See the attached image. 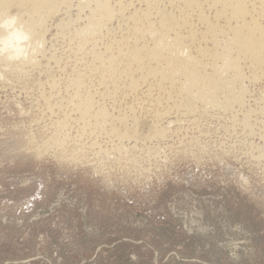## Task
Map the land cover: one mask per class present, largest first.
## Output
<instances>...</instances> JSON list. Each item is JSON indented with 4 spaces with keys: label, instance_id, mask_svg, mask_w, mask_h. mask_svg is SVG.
Instances as JSON below:
<instances>
[{
    "label": "rangeland",
    "instance_id": "rangeland-1",
    "mask_svg": "<svg viewBox=\"0 0 264 264\" xmlns=\"http://www.w3.org/2000/svg\"><path fill=\"white\" fill-rule=\"evenodd\" d=\"M52 21L34 56L40 66L0 67V264H264L263 80L250 81L242 59L241 104L157 119L145 87L128 97L97 74L81 76V90L88 85L108 114L124 112L143 134L164 126L166 134L135 149L106 137V124L80 135L69 101L88 57L70 50ZM49 53L67 65L46 60ZM248 109L250 123H238ZM63 115L71 116L66 136L55 124Z\"/></svg>",
    "mask_w": 264,
    "mask_h": 264
},
{
    "label": "bare ground",
    "instance_id": "bare-ground-1",
    "mask_svg": "<svg viewBox=\"0 0 264 264\" xmlns=\"http://www.w3.org/2000/svg\"><path fill=\"white\" fill-rule=\"evenodd\" d=\"M48 18L53 20L55 32L73 44L70 50L88 57H84L88 63L83 64L79 72H74L77 75L72 80L74 95L70 101L67 99L74 110L70 109L76 112L75 117H70L80 135L95 134L100 125L106 124V137L116 138L121 143L132 140L134 143L128 147L135 149L136 142L159 139L166 134L165 126L147 127L148 132L143 134L134 127L137 123L128 126L124 112H120L122 116L108 114L94 99V91L91 93L88 85L85 91L81 90L86 85L81 76L89 79L88 76L97 74L101 86L122 88L126 93L124 96L136 94L145 87L143 91L147 96L151 94L156 105L150 99V106H155L152 113L157 119L168 117L172 109H181L183 115L191 117L201 106L231 110L233 104H241L245 94L241 85L244 77L242 59L247 62L248 79L264 82V0H0V67L8 66L6 69H9L15 62L22 68L38 64L34 56L41 53L45 36L50 32L45 24ZM79 21L81 25L76 26ZM28 46L32 54L27 53ZM53 54L45 59L57 65L64 61V68L65 60L60 61ZM77 63L80 65L79 60ZM20 71L17 73L21 74ZM51 84L49 82L52 90L58 85ZM261 96L259 98L264 99V94ZM46 101L50 102L48 96ZM127 103L126 106L132 105ZM159 106L164 107V111ZM250 110L244 112L242 119L238 118V123H250L247 114ZM63 117L55 123L60 136L68 135L66 129L71 120L66 115ZM128 147L116 144L118 152L123 149L127 153Z\"/></svg>",
    "mask_w": 264,
    "mask_h": 264
}]
</instances>
